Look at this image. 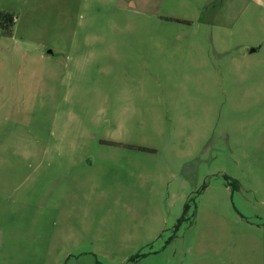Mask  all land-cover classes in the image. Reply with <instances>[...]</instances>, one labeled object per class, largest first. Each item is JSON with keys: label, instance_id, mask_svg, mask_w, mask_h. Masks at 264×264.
<instances>
[{"label": "rangeland", "instance_id": "rangeland-1", "mask_svg": "<svg viewBox=\"0 0 264 264\" xmlns=\"http://www.w3.org/2000/svg\"><path fill=\"white\" fill-rule=\"evenodd\" d=\"M0 264H264V0H0Z\"/></svg>", "mask_w": 264, "mask_h": 264}, {"label": "trees", "instance_id": "trees-1", "mask_svg": "<svg viewBox=\"0 0 264 264\" xmlns=\"http://www.w3.org/2000/svg\"><path fill=\"white\" fill-rule=\"evenodd\" d=\"M2 18H4L5 20L9 21L10 25L14 22L15 20V16L11 13H8V14H4L3 16H1ZM231 182L234 184V186L236 188H239L240 187V182L238 179L236 178H231Z\"/></svg>", "mask_w": 264, "mask_h": 264}]
</instances>
